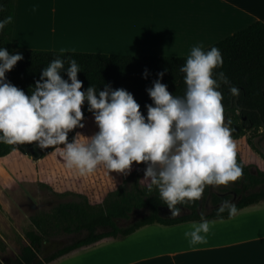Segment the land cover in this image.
<instances>
[{
	"label": "clouds",
	"instance_id": "9594fccd",
	"mask_svg": "<svg viewBox=\"0 0 264 264\" xmlns=\"http://www.w3.org/2000/svg\"><path fill=\"white\" fill-rule=\"evenodd\" d=\"M12 20V16L0 20V31ZM21 59L22 53L11 54L0 47V143L36 142L40 149L54 146L53 150L62 145L66 166L80 175L103 166L126 176L133 162H143L147 191L158 190L171 216L180 214L177 205L199 200L207 186H227L242 176L243 162L237 161V145L224 121L219 91L229 80L223 71L214 75V69L224 63L218 48H191L179 69L186 85L183 96L170 93L161 82L164 72H159V78L146 89L152 101L145 105L146 116L124 88L106 84L103 90L92 85L82 90L81 67L69 56L50 61L26 94L6 77ZM61 72H66L67 79ZM229 91L236 95L239 90L230 86ZM85 101L98 131L86 141L81 140L80 132L69 140L70 132L85 127ZM225 211L232 218L237 208L226 200L217 213ZM219 222H223L222 216ZM216 223L203 217L190 222L184 231L189 246L206 244Z\"/></svg>",
	"mask_w": 264,
	"mask_h": 264
},
{
	"label": "crops",
	"instance_id": "0c3cea01",
	"mask_svg": "<svg viewBox=\"0 0 264 264\" xmlns=\"http://www.w3.org/2000/svg\"><path fill=\"white\" fill-rule=\"evenodd\" d=\"M257 21L264 0H15L11 45L187 57L193 46L205 50ZM219 220L195 247L184 237L190 222L152 224L46 264H264V200Z\"/></svg>",
	"mask_w": 264,
	"mask_h": 264
},
{
	"label": "trees",
	"instance_id": "16d2710c",
	"mask_svg": "<svg viewBox=\"0 0 264 264\" xmlns=\"http://www.w3.org/2000/svg\"><path fill=\"white\" fill-rule=\"evenodd\" d=\"M7 16H12L13 20L5 26L3 31H0V47H5L11 54L22 53L23 59L6 72V77L26 94H30L43 68L47 67L53 59L64 58V56L75 58L81 67L78 79L83 81L82 90L90 85L103 90L106 84L111 85L113 89L124 88L134 95L145 116L147 115L145 105L152 103L146 89L159 78L157 75L159 72H164L161 82L168 86L170 93L176 96H183L185 93L184 73L179 69L187 57L108 56L89 52L63 51L61 53L56 50L14 49L11 39L15 0H0V20ZM211 47L220 50L224 61L221 68L214 69V75L216 72L223 71L229 80V84H222L219 91L222 94L223 115L227 116V126L233 139L244 136L248 130L264 129V22L257 21ZM67 66L66 64L65 67ZM146 69L147 77L144 76ZM61 75L67 79L66 72H61ZM230 86L238 88V94L233 95L229 91ZM84 108L86 109L84 115L90 114L87 111V101L82 105V111ZM76 130L69 133V140L72 139ZM26 147L40 150L42 157L53 151L54 146L40 149L36 146V142H31L22 143L21 148L19 144L0 143V157L8 155L14 149L25 152ZM261 156L264 159V153ZM34 157L39 158L36 152ZM237 161L241 162L238 154ZM140 165L146 166L143 162ZM140 173H136L137 180H134L131 185L121 184L110 191L102 203L93 204L84 196L79 200L59 203L50 212H39L33 215L32 222L36 230L26 232L28 242L21 246L20 254L12 264L50 263L107 238L123 239L152 224L171 226L200 221L201 217L210 221L220 219L221 216L223 219L229 218L227 211L218 215L217 209L223 201H228L230 195L225 192L226 189H221L220 192H209L208 186L199 200L177 205L179 208H187L189 212L177 216L160 215L159 206L167 207V205L160 199L158 190L154 188L152 192H148L146 185L139 183ZM235 182L232 189L234 195L238 196L234 202L237 211L264 200V188H262L264 169L252 172L249 166L243 163L242 176ZM208 195L213 207L209 211H203L200 206ZM138 209H147L148 212L126 226L118 224V219H128L131 212ZM62 233L80 236L50 254L39 257L44 241Z\"/></svg>",
	"mask_w": 264,
	"mask_h": 264
},
{
	"label": "rangeland",
	"instance_id": "374dc122",
	"mask_svg": "<svg viewBox=\"0 0 264 264\" xmlns=\"http://www.w3.org/2000/svg\"><path fill=\"white\" fill-rule=\"evenodd\" d=\"M83 111L85 113L86 109ZM223 116L227 124V116ZM84 123L83 129L76 130L80 132L82 141H86L98 131L93 116ZM234 141L240 160L249 166L250 171L264 169V159L261 156L264 153L263 129L248 130L244 136ZM63 151L61 145L45 156L33 158L20 149H14L8 155L0 157V264H12L19 256L21 246L28 242L26 232L36 230L32 217L37 211L50 212L59 203L79 200L84 196L93 204L102 203L108 193L119 185L128 186L137 180V172H141L138 177L139 183L141 185L148 183L143 179L146 166L136 162H133L132 169L126 176L115 171L110 172L103 166L97 167L91 174L80 175L75 168L66 166L61 155ZM234 184L235 181L227 186L208 188L209 192L226 189L225 192L230 195L228 201L234 203L238 199L233 193ZM200 207L203 211H209L213 207L210 195L204 199ZM180 209V214L189 212L187 208ZM147 212V209L134 210L128 219H118L117 222L120 226H126ZM79 236L62 233L48 238L40 249L39 257L71 243Z\"/></svg>",
	"mask_w": 264,
	"mask_h": 264
},
{
	"label": "water",
	"instance_id": "95a60500",
	"mask_svg": "<svg viewBox=\"0 0 264 264\" xmlns=\"http://www.w3.org/2000/svg\"><path fill=\"white\" fill-rule=\"evenodd\" d=\"M19 146L22 148V144H19ZM24 150H25V152H28L29 154H32L31 156L33 158L35 156V152L38 154L39 158L42 155V152L40 150H35V149L31 148V147H26V148H24ZM166 208L169 209L168 207L159 206V214L162 215V216H170V214L167 215V214H165V213L162 212V210L163 209H166Z\"/></svg>",
	"mask_w": 264,
	"mask_h": 264
},
{
	"label": "flooded vegetation",
	"instance_id": "af4514ba",
	"mask_svg": "<svg viewBox=\"0 0 264 264\" xmlns=\"http://www.w3.org/2000/svg\"><path fill=\"white\" fill-rule=\"evenodd\" d=\"M263 130H264V129H263ZM39 212H40V211H37L35 214H37V213H39ZM162 212L165 213V214H167V215H169V214L171 215V210H170V209H167V208H166V209H163Z\"/></svg>",
	"mask_w": 264,
	"mask_h": 264
}]
</instances>
